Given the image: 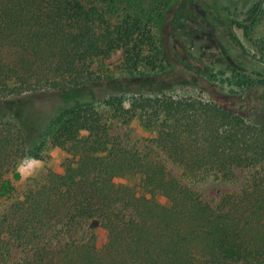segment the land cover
Listing matches in <instances>:
<instances>
[{
	"label": "trees",
	"instance_id": "16d2710c",
	"mask_svg": "<svg viewBox=\"0 0 264 264\" xmlns=\"http://www.w3.org/2000/svg\"><path fill=\"white\" fill-rule=\"evenodd\" d=\"M171 1L0 0V202L15 191L11 164L39 157L43 145L29 144L14 114H1L18 97L63 96L44 135L67 154L62 172L47 170L40 185L0 216V264H264V174L216 208L164 161L112 134L105 118L109 111L124 121L138 118L187 176L232 179L236 167L264 164V121L251 109L254 100L264 105V77L259 85L246 66L230 64L225 77L202 71L242 91L234 104L245 108L129 94L116 88L113 76L91 71L96 59L120 49L132 78L144 77L135 74L143 69L164 70L167 59L152 25H162ZM230 36L241 45L232 30ZM135 174L139 190L116 181ZM93 219L100 221V247L94 234L79 236Z\"/></svg>",
	"mask_w": 264,
	"mask_h": 264
},
{
	"label": "rangeland",
	"instance_id": "374dc122",
	"mask_svg": "<svg viewBox=\"0 0 264 264\" xmlns=\"http://www.w3.org/2000/svg\"><path fill=\"white\" fill-rule=\"evenodd\" d=\"M260 2L261 0H172L165 8L162 25H152L157 43L167 59L164 70L143 69L140 74H135L145 75L144 77L132 78L123 70V51L120 49L108 57L96 59L91 71L94 76H113L116 78V88L129 94L200 97L228 107H246L245 103L234 104L235 100H241L239 98L242 91L237 92L231 85L222 83L221 76L211 80L202 71L209 67L213 69L210 75L224 72L222 77L229 76L232 68L226 59L228 54L238 65L246 66L247 73L260 85L259 80L264 77V56L261 52L264 42V2L253 16V10ZM231 20L248 22L246 27L233 26L237 41L241 45L230 36ZM190 59L194 60L193 69L187 68ZM254 70L260 71L261 75L255 74ZM233 91L238 95H233L230 100L227 97ZM98 96H102V92ZM62 103L61 94L51 91L29 92L18 97L9 109L1 113L14 114L25 128L29 144L33 145L38 141L43 145L39 157L17 158L9 167L7 175L12 180L15 191L11 199L0 202V216L27 190L40 185L47 170H64L66 152L55 145L49 136L44 135L52 116ZM252 104L253 114L264 121V105L256 103L255 100ZM105 118L112 134L121 137L141 152L164 161L183 185L199 193L216 208L223 206L226 198L234 199L240 195L251 183L254 175L264 174L263 164L236 167L232 179H225L214 173L187 176L180 165L156 145L155 134L146 129L138 118L124 121L114 117L110 111L105 114ZM116 181L137 190L140 188L138 174L118 177ZM161 201L164 199L161 198ZM91 234L95 235L96 243L100 247L102 238L98 219L84 223L79 236L89 238ZM16 255H20V250Z\"/></svg>",
	"mask_w": 264,
	"mask_h": 264
},
{
	"label": "flooded vegetation",
	"instance_id": "af4514ba",
	"mask_svg": "<svg viewBox=\"0 0 264 264\" xmlns=\"http://www.w3.org/2000/svg\"><path fill=\"white\" fill-rule=\"evenodd\" d=\"M264 2V0H261V4L259 5V8L257 9V10H255L254 11V13H253V16L261 9V6H262V3ZM231 21H233V20H231ZM238 21V20H237ZM245 23H248V22H245ZM236 24H233V23H231L230 22V24H229V26H230V31L232 30L233 31V33H234V35L237 37V34H236V32L234 31V29H233V26H235ZM236 26H238V25H236ZM239 27V26H238ZM224 52V54H226V50H224L223 51ZM185 57V56H184ZM228 57H230L231 58V56L230 55H228V54H226V59H227V61L228 62H230V60H229V58ZM186 58V57H185ZM231 60H233L232 58H231ZM194 60H192V59H190L189 60V65L187 66V68H190V69H193V68H195V64H194V62H193ZM230 64L231 65H233V66H238V64L233 60V63H231L230 62Z\"/></svg>",
	"mask_w": 264,
	"mask_h": 264
},
{
	"label": "water",
	"instance_id": "95a60500",
	"mask_svg": "<svg viewBox=\"0 0 264 264\" xmlns=\"http://www.w3.org/2000/svg\"><path fill=\"white\" fill-rule=\"evenodd\" d=\"M228 58H229L230 62H231V63H233V60H231V58H230V57H228Z\"/></svg>",
	"mask_w": 264,
	"mask_h": 264
}]
</instances>
